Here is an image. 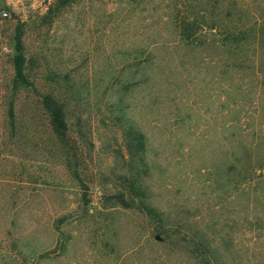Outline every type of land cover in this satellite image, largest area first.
<instances>
[{
    "label": "rangeland",
    "instance_id": "374dc122",
    "mask_svg": "<svg viewBox=\"0 0 264 264\" xmlns=\"http://www.w3.org/2000/svg\"><path fill=\"white\" fill-rule=\"evenodd\" d=\"M20 23L36 88L14 85ZM123 112L166 234L114 197ZM0 264H264V0H0Z\"/></svg>",
    "mask_w": 264,
    "mask_h": 264
},
{
    "label": "trees",
    "instance_id": "16d2710c",
    "mask_svg": "<svg viewBox=\"0 0 264 264\" xmlns=\"http://www.w3.org/2000/svg\"><path fill=\"white\" fill-rule=\"evenodd\" d=\"M196 25L197 22H192L189 17L183 16L182 22H180L182 37L186 39L192 38L197 30ZM25 31V23L17 25L15 33L17 53L14 57V85L16 88L22 86L36 88L27 72L29 59L24 52ZM251 33L252 32L243 28L238 31L229 30L225 34L224 45L227 47L233 46L236 50L245 47L251 41L249 38ZM42 97L55 132L59 136H65L68 129L66 104L61 100L59 93H47ZM8 115L11 124L15 125V110L13 102H11L9 107ZM119 120L123 130L125 146L130 154V160H132L133 166L130 175L123 176L125 182V184H123V190L120 194H117L114 197L120 205L126 208L139 209L151 217L152 220L157 223V230L161 234H166L169 231V228L165 222V215L149 202L146 186L142 184V176L149 168L147 163V136L135 121L131 117H128L124 112L119 116Z\"/></svg>",
    "mask_w": 264,
    "mask_h": 264
},
{
    "label": "built area",
    "instance_id": "2783aa9c",
    "mask_svg": "<svg viewBox=\"0 0 264 264\" xmlns=\"http://www.w3.org/2000/svg\"><path fill=\"white\" fill-rule=\"evenodd\" d=\"M4 15H7V13L5 12Z\"/></svg>",
    "mask_w": 264,
    "mask_h": 264
}]
</instances>
